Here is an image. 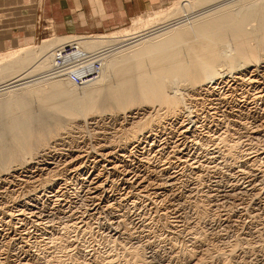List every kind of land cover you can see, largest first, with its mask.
<instances>
[{"label":"bare ground","instance_id":"1","mask_svg":"<svg viewBox=\"0 0 264 264\" xmlns=\"http://www.w3.org/2000/svg\"><path fill=\"white\" fill-rule=\"evenodd\" d=\"M218 1L221 0H178L173 2L171 6L168 5L171 8L152 9L148 13L136 17L129 28L109 33L106 36H59L55 34L39 44H22L21 46L10 48L11 50L1 54L0 92L2 90L6 91L1 95L4 100L0 102V110L4 111L8 126L6 124L7 129L4 130V133H0V178L4 179L5 182H14L15 180H10L12 177L10 176L11 172L19 171L21 168H26V166L31 167L30 165L33 162H38L36 157H41L43 159L42 162H46L50 160V155L53 156V153L64 155L63 157L66 158L63 163L54 160V162L48 163L49 167L51 165L54 166L45 169H50L47 177L45 176L44 178L42 175L31 176L23 181L26 189L28 188V192L31 191L35 194L40 189L51 190L59 182L60 177L64 176L63 172L71 169L75 173L80 172L82 165L85 163L81 162L86 156L84 153L90 154L97 151L101 158L109 159L115 149H117L116 151L124 152V150H129L131 145H133L132 150L148 149V147L152 149L155 145L158 148L173 147L172 154L178 155L179 149H177L178 146L175 142L170 141V138L164 139V141L160 138L174 133H181L184 137L187 134L197 132L200 127H205L206 125L203 123H201L202 126L199 125V116L197 121H193L192 118L194 117L192 115L203 108L218 109L216 102H222L219 94V90L222 88L219 85L223 83L221 80L227 77L237 80V91L249 86L256 91L258 95L256 100L264 102V0H240L239 3L237 1L234 6L238 4H241V6L236 10L234 6L229 5L231 0L227 1L228 5L226 6L222 4L220 6V8L222 7L221 10L220 8L217 9ZM235 1L230 3L233 4ZM204 6L205 10L203 13L200 10L201 13L195 15V11H199L197 9H202ZM72 42L79 46L78 48L82 50L81 52L88 53L91 56V60L82 64V67L88 66L89 72L94 75L92 81L76 85L70 80L69 76H64V73L57 72L55 69L56 55L61 51V47ZM75 56L73 53H69L62 60L68 62ZM216 84L217 86H215ZM237 97H233V100L226 102L230 103V106L238 107ZM34 99L40 101L45 109L55 111L60 116H66L67 122H52L48 126L43 127L41 125L42 127L34 128L31 121L32 116L28 110V102ZM101 99L106 102L103 107L104 110L97 108V103ZM104 102L103 104H105ZM142 108H148L150 111L143 109V113H134L128 117L134 121H130V128L124 129L118 139L117 137L115 138V134L117 135L118 133L115 130L114 132L111 131L114 128L99 120L100 111L105 114L108 112L113 113L112 115L115 114L114 116H117L125 114L124 112H137V109L142 110ZM235 109L237 110V108ZM240 110L238 111L239 113L243 111ZM182 118L184 119L182 120ZM80 119L83 121L88 119L95 120L93 124L96 125L100 123L101 126L98 127L100 132L98 133L102 140H98V142H95L97 144L94 145L87 146L84 142L83 146L81 144L74 146L72 143L77 142L78 139L76 138L77 136L73 137L71 134L77 130L81 131V127L74 126V122ZM181 120L182 122L180 123ZM247 122L242 119L237 122H233L231 119L226 121L223 119V121L217 122V126H223V129L226 128V131L216 139L219 142L217 143L216 141L215 143L217 144L216 147L219 146L218 150H220V144L223 145L225 150L220 151L223 152L224 156H236L235 159L242 161V158L251 155V153H248L249 151L254 150L253 152H255V146L247 151L241 150L242 142L240 139H234L232 134H229L230 129L234 126L247 130L250 126ZM197 124L199 126H196ZM191 125L192 127H190ZM260 126L257 125L256 127L259 128ZM168 130H171V132L166 134ZM94 135L95 133L90 136L93 138ZM210 139L209 137L207 139L199 138L197 144L209 145ZM197 144L195 143V145ZM246 160V168L250 174L253 173L252 177L263 179L264 165L260 156L256 155L254 158ZM98 161L95 158V163ZM42 162L39 161L38 164H42ZM59 166H62L65 171L62 168V170L58 169ZM114 169H117V167L114 166ZM92 177L91 184L87 188H89L91 201L95 203L98 197L96 193L98 191L100 193V189L103 187L101 184L103 177L100 173H96ZM200 178L198 176V179L195 178V180H200ZM139 179L141 180L137 184L138 189L136 190L140 191L139 194L142 189L148 190L154 186L152 183L142 179V175L137 176L136 180ZM188 182L184 179L181 181L176 177H169V179H162L159 184L156 183L155 185L161 186V188L175 189L173 196L178 194V206L183 207L186 204L190 208L194 207L193 209L200 214L203 209L205 211L206 209L203 207V203L198 204L197 196L195 197V193H199L198 189L200 188L197 189L199 184L194 186L193 184H188ZM254 183L251 182L252 189L257 187ZM16 186L17 184L15 186L11 185L10 188L13 189ZM10 190H7V195L5 194L6 191L3 194L6 195L5 200L10 201L13 205V202L17 201L18 198H16L15 193L18 192ZM233 190L234 192L231 195L236 198L239 196L243 197L251 189L238 185V188ZM231 195L229 196L231 197ZM215 196L216 194L214 193L213 195L206 194L204 199H209L214 204L217 201L214 199ZM54 197L58 201L60 196L56 194ZM209 203L211 204V202ZM24 204L27 205L25 202ZM244 205L241 203L238 206L242 207ZM248 207L247 209L249 210L250 208ZM2 208H4L3 211L5 213L7 212V216L9 214V216L13 217L14 213L12 214V209L10 210L9 205L7 208ZM97 210V205L90 209V216H95ZM245 211L246 208H240L237 212L238 217L243 216ZM256 212L257 214H254V216L259 217L258 214L260 212L264 213V209H259ZM37 213L33 211L32 215L37 217ZM246 213L248 214V212ZM251 214L254 217L253 213ZM225 222L230 223L228 220ZM262 229L257 234L258 237L255 236L257 239L254 237V242H248L249 238L247 239L246 237L239 236L237 239L235 238L236 243L234 246L231 244L232 247L228 250L229 252H226L227 254H224V251L218 254L217 251L214 254L218 255L214 256L213 253H210L211 247L209 249V246H206V249L202 252L205 254L200 259L195 258V252L187 247L184 256L188 259V264H229L230 260L233 261L235 258L237 249L240 247V252L245 259L242 264H247L246 259L250 255H252L251 257L253 255L256 257L255 264H264V227ZM254 230L256 229L254 228ZM256 231L258 232V230ZM117 233L112 236V239L116 242L124 235ZM65 242L67 243V241ZM65 242L63 240V243ZM199 242L204 245V242L200 240ZM60 244L58 247V244L55 243L54 247L60 249L61 253L71 245L67 243L62 246ZM5 247L4 244L0 246V257L4 253L5 249L3 248ZM143 247L144 245L141 244L127 249L130 257L129 260L127 256L129 261L127 264H152V258L150 256L146 257L143 253ZM70 258L71 260L73 259L72 257ZM0 260V262H3L2 258ZM73 261L75 264L89 263L84 260L83 263L74 259ZM94 261L99 263L100 259L96 258ZM101 261L104 263L105 259H101ZM58 263L65 264L67 262L59 260Z\"/></svg>","mask_w":264,"mask_h":264},{"label":"rangeland","instance_id":"2","mask_svg":"<svg viewBox=\"0 0 264 264\" xmlns=\"http://www.w3.org/2000/svg\"><path fill=\"white\" fill-rule=\"evenodd\" d=\"M34 1L35 0H32V2ZM227 1L230 0L218 1L217 3L220 5H217V9H219L222 4H225V6L228 5ZM233 1L234 0H231L230 2ZM237 1L238 3L240 2V0H236L233 4L229 2V5L234 6V4H237ZM40 2L42 3L43 0H40ZM171 5L172 3L170 6ZM35 6L36 5H32L29 7L32 12H34ZM167 6L164 8H171ZM236 6H234L235 10L240 8L241 4ZM202 9H197L199 11H195L196 14H194L198 15L197 13L200 14L201 11L203 13L205 6L202 7ZM11 12L8 11L4 13L3 11L2 14L0 13V32L4 31L5 33H3V35L15 36L20 33V26H24L25 23H31L32 21H34L33 23L35 24L37 20L34 19V15H31L27 18H23L22 23L20 19H17L18 17L16 19L15 17L10 18ZM41 20L42 19H38L39 23H37V26L39 30L37 29V31H35L36 27H34V24L27 25L28 29L33 27L32 30H34L33 34L26 32L32 37V40L30 39V44H39L43 40L51 38L56 33L52 23H42ZM7 21H10V25ZM21 23L22 25H20ZM131 25L125 28H129ZM107 34L109 33L102 36H106ZM92 35L97 36L98 34ZM1 43L0 39V55L12 49L11 47V49L5 48ZM221 81H223V83L219 85L222 88L219 90V94L221 95L220 99L222 102H216L218 109L212 110L210 107L207 109L203 108L201 111L192 115V117H194L192 118L193 121H197L199 116V125L203 123L206 125L205 127H200L197 132L187 134L184 137L181 133L167 134L171 132V130H168L166 132L167 135L160 138L163 141L164 139L170 138V141L175 142L178 146L177 149H179L178 155L172 154L173 147L167 146L168 148H158L155 145L152 149L148 147V149L138 150H132L133 145H131L129 150H124V152L116 151L117 149H115L114 152L112 151L113 155L109 157V159L101 158L97 151L94 152L95 154L84 153L86 156L81 162L85 163L82 165V170L80 172L75 173L73 169H71L72 171H66L67 173L63 172L64 176L60 177L59 182L52 187L51 190L45 191L40 189L35 194L31 191L28 192V188L26 189L23 181L29 179L31 176L36 177L42 175L44 178L45 176L47 177V173L50 169H45L54 166L51 165L49 167L48 163L54 161H61L63 163L66 158L63 157L64 155L53 153V156L50 155V160L46 162H42L43 159H41V157H36V161L38 162H33V166H26V168H21L19 171L16 170L15 172H11L10 176L12 177L10 180H15L14 182H5L4 179L0 178V196L2 197H0V246L3 244L4 247L6 246L3 248L5 250L0 257L3 259V262H0V264H60L58 263L59 260L67 262L65 264H75L73 259L81 263L87 261L90 264H127V262H129L127 256L130 260L128 254L129 250L127 249L141 244L144 245L142 251L146 257L150 256V258H152V264H188V259L184 256L187 248L195 252V258L200 259V257L205 254L202 252H204L206 246H209V249L211 247L210 253H213L215 256L221 254L220 252L223 251L224 254H227L226 252H229L228 250L231 249L230 247H232V245L234 246L236 243L235 238L237 239L239 236L243 238L246 237L247 239L249 238L248 242H254V240L257 239L256 237H258L257 234L261 232V229L264 227V213L260 212V214H263H258L259 217H256V215L254 216V214H257L256 211L264 209V178L252 177L253 173L250 174L245 163L247 161L246 159L254 158L256 155H259L264 165V102L256 100L258 95L256 91L249 86L244 88L245 90L239 89V91H237V80L227 77ZM215 86H217V84ZM4 91L2 90L0 92V102L4 100V97L1 96L5 93ZM233 97H237L238 107L230 106L231 104L227 103L233 100ZM102 101L104 102L105 100L101 99L97 103V108L100 110L106 105V102L103 104ZM235 108L243 111L240 110L241 112L239 113V110L237 111ZM143 109L144 108H142V110L137 109V112L132 111L131 113L124 112L125 114H119L117 116H114L115 114L112 115L113 113L111 114L108 112L105 114L102 113L103 111H100V117H98L100 121L114 128L111 131L114 132L115 130L116 133H118L117 135L115 134V138L117 137L118 139L120 133L122 134L124 129H129L131 122L134 121L128 117L132 116L134 113H143L146 109L150 111L148 108ZM28 110L30 112L29 114L32 116L31 121L34 128L40 127L41 125L43 127L46 125L48 126L49 123L52 124V122H67L66 116H60L55 111L53 112L52 110L50 111V109H45L40 101L35 99L28 102ZM4 115V111L0 110V133H4V130L7 129L6 124L8 126L7 117ZM183 119L184 118H182V120ZM223 119L224 121L231 119L233 122L241 121V119L246 122L248 121L247 124L250 126L247 130H243L239 126H234L229 131V134H232V138H238L242 142L241 150L247 151L249 148L255 146V152H253L254 150L249 151L248 153H251V155L247 156L248 158L244 157L242 161L240 159L239 161L235 159L236 156H224V154H222L223 152L220 151L225 150L223 145L220 144V150H218L219 146L216 147V139L226 131V128H222L223 126L216 125L218 121H223ZM93 122H95V120L91 119L86 121L80 119L74 122V126L81 127V131L77 130L71 134L73 137L77 136L76 138L78 139V143H72L74 146L78 144L83 146L85 143L87 146L94 145L97 144L95 142H98V140H102L98 133L100 132L98 127H100L101 124L99 123L96 125L93 124ZM199 125L197 124L196 126ZM257 125L262 126L257 128ZM190 127H192V125ZM94 133L95 135L92 138L90 135ZM208 137L211 138L209 145L197 144L199 138L207 139ZM194 142L197 145H195ZM218 142L219 141H217V143ZM95 158L99 160L96 163ZM39 161L42 162V164H38ZM113 165L116 166L117 169H114ZM61 168L65 171L62 166H59L58 169L62 170ZM96 173L102 174L103 178L101 179V184L103 187L100 189L102 192L100 191L99 193L98 191L96 193L98 197L94 203L91 201V195L87 187L91 184L90 181L93 179L92 176ZM136 175H142V179L152 183L154 185L151 187L152 189H142V192L139 194L140 191L136 190L138 189L137 184L141 179L136 180ZM198 176L202 179L200 178V180H197ZM244 176L245 178H243ZM169 177H176L181 181L183 179L187 180V182L189 181L188 184H193L194 186L199 184V186L197 185V189L200 188L198 189L199 193H195V197L197 196L196 199L199 201H197L198 204L203 203V207L207 212L203 209L202 212H200L201 216H199V212L195 211L193 209L194 207L190 208L186 204L183 207H179L177 202L178 194L173 196L174 191H176L175 189L161 188V186L155 185L156 183L159 184L162 179L167 180ZM195 178L197 179L195 180ZM254 181L256 182L254 183ZM251 182L257 185L256 189H252ZM16 184V187L13 189L10 188L11 185L15 186ZM7 185L8 187H6ZM238 185L246 188L249 187L251 190H249V193L244 194L243 197L239 196L235 198L231 193L234 192L233 189L238 188ZM6 189L10 191L16 190L18 192L15 193L16 198H18L17 201L13 202V205L10 201L5 200L8 193ZM213 193L216 194L214 199L217 200L214 204H212V201L209 199H204L206 198V194L213 195ZM56 194L60 196L58 201L55 200L56 197H54ZM229 195H231V197ZM208 201L211 202V204ZM24 202L27 203L28 207H26L27 205H25ZM240 202L243 205L246 203L242 206L246 208L245 214L241 216L242 218H239L237 213L239 209L242 208L238 206L241 204ZM8 205L10 210L12 209V214L14 213L13 217L9 216V214L7 216V212L5 213L3 211L4 208L2 207L7 208ZM96 205L98 208L97 213L95 216L91 217L90 209H93ZM249 205L250 207H248ZM245 206L250 209L248 210ZM33 211L38 212L36 215L37 217L32 215ZM246 212H248L249 215ZM251 213H253L254 217H252ZM227 220L230 221V223H226L225 221ZM254 228L258 230V232L254 230ZM115 233L124 234L117 241L118 243L112 239ZM52 240L53 242H51ZM55 240L58 241L56 242ZM63 240L71 245L67 247L68 249L65 250L66 252L63 250L64 252L61 253V250L54 246L55 243L58 244V247L60 243L62 246L67 244L66 242L63 243ZM199 240L204 242L205 246L202 245ZM238 248L237 254L234 256L235 260H230L229 264H242V261H245L240 252V247ZM217 251L218 254H214L217 253ZM251 256L252 255H250V257L248 256L249 258L246 259L247 264H252V262L255 264L256 257L254 255L253 257ZM70 257L73 259L71 260ZM96 258L100 259L99 263L94 261ZM101 259H105V262L102 263ZM110 259L111 261H109Z\"/></svg>","mask_w":264,"mask_h":264},{"label":"crops","instance_id":"3","mask_svg":"<svg viewBox=\"0 0 264 264\" xmlns=\"http://www.w3.org/2000/svg\"><path fill=\"white\" fill-rule=\"evenodd\" d=\"M176 1L178 0H43L41 3L40 0L34 2L32 0H0L1 14L3 11L4 13L12 11L10 18L18 17L17 19L21 22L23 18L31 15L35 16V20L37 19L35 24L32 21L20 26V33L15 36L3 35L5 32H0L1 45L5 48H14L22 44H30L32 37L28 33L33 34L34 30L31 27L33 24L37 31L38 19H42V23H52L55 34L59 36L104 35L120 31L131 25L136 17L152 9H163ZM32 5H36L34 12L29 8ZM7 22L10 25V21ZM28 24H32L31 29H28Z\"/></svg>","mask_w":264,"mask_h":264},{"label":"built area","instance_id":"4","mask_svg":"<svg viewBox=\"0 0 264 264\" xmlns=\"http://www.w3.org/2000/svg\"><path fill=\"white\" fill-rule=\"evenodd\" d=\"M78 47L75 42L63 45L62 49H60L61 51L56 55L57 62L55 64L57 72L64 73V76H69L70 80L76 85L92 81L94 78L93 73L89 72L88 66L82 67V64L88 63L91 60V56L88 53L81 52L82 50H79ZM69 53H73L76 56L70 61L64 62L62 59Z\"/></svg>","mask_w":264,"mask_h":264}]
</instances>
